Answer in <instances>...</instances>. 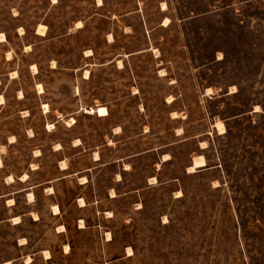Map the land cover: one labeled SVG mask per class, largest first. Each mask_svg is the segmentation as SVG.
Masks as SVG:
<instances>
[{"label":"rangeland","instance_id":"rangeland-1","mask_svg":"<svg viewBox=\"0 0 264 264\" xmlns=\"http://www.w3.org/2000/svg\"><path fill=\"white\" fill-rule=\"evenodd\" d=\"M1 32L0 264H264V0H0Z\"/></svg>","mask_w":264,"mask_h":264},{"label":"bare ground","instance_id":"bare-ground-1","mask_svg":"<svg viewBox=\"0 0 264 264\" xmlns=\"http://www.w3.org/2000/svg\"><path fill=\"white\" fill-rule=\"evenodd\" d=\"M165 8V7H164ZM167 22V21H166ZM82 25V24H81ZM80 26V25H79ZM46 29H47V26L46 25H43V24H41L40 26H39V28H38V32L39 33H42V34H45L46 33ZM0 37H1V41H5V40H7V37H6V34L5 33H3V32H1L0 33ZM10 59V58H9ZM120 62L122 63V61L120 60ZM119 62V63H120ZM86 73L87 74H89V70H86ZM2 99V98H1ZM217 125H218V127H219V129L220 130H222V131H225V125H224V123L222 122V121H218V123H216ZM85 178V177H84ZM9 179H11L12 181H13V179H14V177L11 175V176H9ZM84 180V179H83ZM82 199V198H81ZM83 200V199H82ZM12 202H14V200L12 201ZM84 204V203H83ZM54 208H55V212L56 213H58L59 212V207L58 206H54ZM19 217H14V221H16L17 219H18ZM19 220V219H18ZM109 235H111V234H109ZM111 238V237H110ZM110 238H108L109 240H110ZM67 248H69V245H67ZM129 251H131V249H129ZM49 252L47 251L46 252V254H48ZM50 255H48V257H49ZM32 261V257L30 256V257H28V259H27V262L29 263V262H31Z\"/></svg>","mask_w":264,"mask_h":264}]
</instances>
